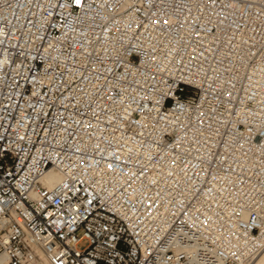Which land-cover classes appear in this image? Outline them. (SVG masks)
Returning <instances> with one entry per match:
<instances>
[{
  "label": "built area",
  "instance_id": "obj_1",
  "mask_svg": "<svg viewBox=\"0 0 264 264\" xmlns=\"http://www.w3.org/2000/svg\"><path fill=\"white\" fill-rule=\"evenodd\" d=\"M263 249L264 0H0V264Z\"/></svg>",
  "mask_w": 264,
  "mask_h": 264
},
{
  "label": "bare ground",
  "instance_id": "obj_2",
  "mask_svg": "<svg viewBox=\"0 0 264 264\" xmlns=\"http://www.w3.org/2000/svg\"><path fill=\"white\" fill-rule=\"evenodd\" d=\"M60 179V175L57 172L51 171L45 176V180L49 182V184H53L57 182ZM1 261V259H0ZM36 264V263H35ZM37 264H42V263H37ZM250 264H264V249L257 255L255 256Z\"/></svg>",
  "mask_w": 264,
  "mask_h": 264
},
{
  "label": "rangeland",
  "instance_id": "obj_3",
  "mask_svg": "<svg viewBox=\"0 0 264 264\" xmlns=\"http://www.w3.org/2000/svg\"><path fill=\"white\" fill-rule=\"evenodd\" d=\"M87 244V242L86 241H82L81 243H80V246L81 247H84L85 245ZM37 263H42V264H49L47 261H45L44 259H41L39 262H37ZM36 263V264H37Z\"/></svg>",
  "mask_w": 264,
  "mask_h": 264
}]
</instances>
